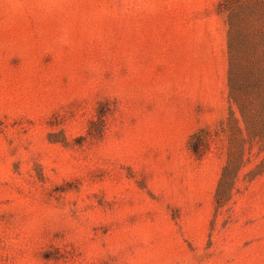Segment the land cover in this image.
Wrapping results in <instances>:
<instances>
[{
  "label": "rangeland",
  "instance_id": "1",
  "mask_svg": "<svg viewBox=\"0 0 264 264\" xmlns=\"http://www.w3.org/2000/svg\"><path fill=\"white\" fill-rule=\"evenodd\" d=\"M0 264H264V0H0Z\"/></svg>",
  "mask_w": 264,
  "mask_h": 264
},
{
  "label": "trees",
  "instance_id": "2",
  "mask_svg": "<svg viewBox=\"0 0 264 264\" xmlns=\"http://www.w3.org/2000/svg\"><path fill=\"white\" fill-rule=\"evenodd\" d=\"M225 1H226V2L228 1V2H229V0H225ZM226 178H227V168L224 170L223 178H222V180H221V182H220V191L218 192V201L220 202V204H222V203L225 201V199H227V198L230 197V194H229V196H226L225 192L221 190L223 184H224L225 181H226ZM231 187H232V186H231ZM230 190H231V188H230ZM230 190H229V191H230Z\"/></svg>",
  "mask_w": 264,
  "mask_h": 264
}]
</instances>
